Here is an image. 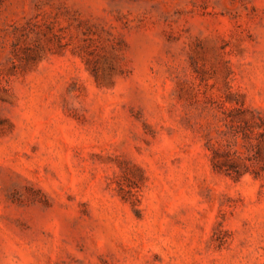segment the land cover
<instances>
[{
  "label": "rangeland",
  "instance_id": "obj_1",
  "mask_svg": "<svg viewBox=\"0 0 264 264\" xmlns=\"http://www.w3.org/2000/svg\"><path fill=\"white\" fill-rule=\"evenodd\" d=\"M0 264H264V0H0Z\"/></svg>",
  "mask_w": 264,
  "mask_h": 264
}]
</instances>
